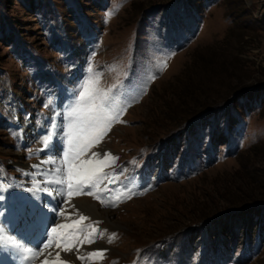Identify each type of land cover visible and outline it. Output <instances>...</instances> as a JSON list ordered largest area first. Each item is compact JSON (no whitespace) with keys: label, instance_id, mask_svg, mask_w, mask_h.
<instances>
[{"label":"rangeland","instance_id":"374dc122","mask_svg":"<svg viewBox=\"0 0 264 264\" xmlns=\"http://www.w3.org/2000/svg\"><path fill=\"white\" fill-rule=\"evenodd\" d=\"M97 75L126 110L81 159L115 156L103 161L112 183L73 197L53 183L58 212L25 204L49 198L31 175L52 168L56 132L53 176L66 175L70 113ZM0 202L16 239L17 208L56 216L52 228L89 217L95 243L73 251L102 244L103 256L79 264H264V0H0ZM37 248L36 261L65 253ZM16 252L1 243L0 264H19Z\"/></svg>","mask_w":264,"mask_h":264},{"label":"snow or ice","instance_id":"6c2138e0","mask_svg":"<svg viewBox=\"0 0 264 264\" xmlns=\"http://www.w3.org/2000/svg\"><path fill=\"white\" fill-rule=\"evenodd\" d=\"M111 15L112 13L108 14L109 18ZM93 83L97 87H91ZM98 84L99 75L85 81L82 85L83 90L79 93V102L70 113L74 117V120L69 125L66 134L67 151L63 157L67 164V172L66 175H62L56 181L57 184L66 187L68 197L94 195V190L100 189V184L105 180L108 183H112V179L103 171L104 167L110 165L103 164V161L109 160L114 162L117 159L115 156L111 153H92L88 159H81V157L85 156V153L101 142L112 124L119 122L120 114L126 110L124 108H120L119 110L114 108L111 105L109 91L100 89ZM49 142V140H45V146ZM57 171L63 173V166L57 169ZM106 190L100 189V191ZM95 198L100 200L102 204H105L101 195H96ZM59 214L65 216L67 213L66 211H60ZM67 215L70 219L71 214ZM76 215L78 219L51 228L50 232L57 234L58 238L53 241L48 237L47 232L45 241L36 249V252L39 254L43 249H48L51 246L54 249H61L67 253L73 251V247L77 243L83 244L84 241L90 244L95 243L98 229L94 228L92 224H83L89 217L80 214L78 210L76 211ZM89 229H91V232L88 231ZM0 234H2V230H0ZM109 242H112L111 239H109ZM16 247L21 248L23 246L16 245ZM75 251L77 257L83 259L79 255V248H76ZM48 255L51 256L52 252L50 251ZM88 256H103V252L88 253ZM43 264H72V261L66 257H61L60 252H56L54 261L50 262L48 259H45Z\"/></svg>","mask_w":264,"mask_h":264},{"label":"bare ground","instance_id":"6f19581e","mask_svg":"<svg viewBox=\"0 0 264 264\" xmlns=\"http://www.w3.org/2000/svg\"><path fill=\"white\" fill-rule=\"evenodd\" d=\"M59 134L56 132L55 134H54V136H53V140H52V143H51V147H54L55 145H57V143H58V139H59ZM57 139V140H56ZM51 147L48 149V150H46L45 148H43L44 150H45V153L44 154H46L42 159H47V160H45L46 162H45V164H47V165H51L52 166V168L50 169V168H48V167H45V165H44V161H43V163L42 162H39V167H38V169L39 168H41V169H47V171L48 172H51V175L48 173V172H46V171H44V172H39V170L37 169V171H33L32 172V177H33V179H34V177L36 178V182H35V184L37 183V185H36V187H35V189L34 188H32V190L34 191V192H37L38 191V189H41V191L43 192V193H46V196H49V198H47V199H51V198H53V196H54V194L55 193H53L54 191L51 189V186H52V184L53 183H55L56 181L55 180H57L55 177V175L53 176V173L54 172H57L58 173V171H57V169H59V164L57 163V161H56V154H55V152H56V146L54 147V149L53 150H51ZM50 150V151H49ZM43 176V178L41 179V180H39V177L40 176ZM48 178H52L54 181H51L50 179H48ZM39 184H40V186H39ZM41 184H44V185H41ZM59 186V184H57V187ZM37 190V191H36ZM12 194H13V192H12ZM17 194V193H16ZM34 194V193H33ZM33 194H31V193H26V196H24L25 198H24V202H25V204H30V203H28V202H31V201H34V202H36L37 204H41V203H39V198H38V196H39V191L37 192V194L36 195H33ZM14 195V194H13ZM27 199H30V200H27ZM55 199V198H54ZM27 201V202H26ZM80 201V200H79ZM84 201V200H83ZM47 204V203H46ZM77 204H78V202H77ZM89 204V203H88ZM43 206H45L44 205V202H43ZM93 207L91 208V211H92V215H94V217H93V221L94 222H97V221H103V220H107L108 222H109V220H108V216L104 213V214H99V210H98V208L96 207V206H94V205H92ZM48 208H49V205L47 206ZM77 207V206H76ZM76 209V208H75ZM87 209V208H86ZM88 210V209H87ZM77 211V210H76ZM80 213V212H79ZM76 214V213H75ZM73 215V214H72ZM92 219V218H91ZM64 220V219H63ZM85 222V221H84ZM88 223H90V222H85V224H88ZM104 227V226H103ZM111 227V226H110ZM112 229V228H111ZM0 230H2V234H0V244L2 243H9V244H11L12 246H15V250H17V252L15 253V255L14 256H16V258L18 259H22V254H24L25 252H30V256H31V258H30V264H43V261L45 260V259H48L50 262H52V261H54L55 260V253L56 252H60L59 250H56L55 252H54V254L53 255H51V256H48V255H40V258H37L38 260L36 261L35 259H36V257H35V255H36V253H35V251L34 250H28L27 248H26V244H24V243H22L21 242V239H20V237H17V239L15 238V237H12V236H10L9 234V230H7L6 228H0ZM98 233V232H97ZM13 241H15V243H13ZM16 245H22L23 247H21V248H17L16 247ZM92 246V245H91ZM90 248V247H89ZM94 248V247H93ZM104 249V247H103V245L102 244H96V248L94 249V251H89L87 248H83L82 250H80L81 252H79V255H81V256H86V257H88V253H92V252H100V250H103ZM46 253V252H45ZM60 255H61V257H66L68 260H70V261H72V264H79L76 260H77V254H76V252L75 251H71L70 253L68 252V253H62V252H60ZM35 258V259H34ZM20 262V261H19Z\"/></svg>","mask_w":264,"mask_h":264}]
</instances>
